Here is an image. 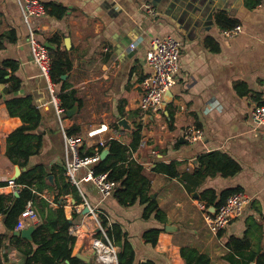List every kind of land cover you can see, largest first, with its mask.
I'll use <instances>...</instances> for the list:
<instances>
[{
    "label": "crops",
    "instance_id": "1",
    "mask_svg": "<svg viewBox=\"0 0 264 264\" xmlns=\"http://www.w3.org/2000/svg\"><path fill=\"white\" fill-rule=\"evenodd\" d=\"M38 1L46 12L39 38L50 45L48 51L57 48L52 40L60 39V49L73 61L66 80L82 105L65 110L62 119L58 117L47 80L32 61L24 0H0V35L13 33L15 39L4 41L0 66L6 59L19 62L17 76L22 87L16 96L32 97L42 113L36 131L42 137L40 153L25 168L15 165L7 154L8 137L24 123L10 115L6 104L9 86L0 83V182L9 183L0 187V195L15 196L17 188L10 182L18 168L21 174L16 181L24 172L42 166L48 174L46 188L35 193L54 210L64 207L72 222L70 234L74 231L71 235L76 238L73 256L88 264H99L93 249L94 238L100 236L98 215L102 223L105 216L110 225L116 223L128 234L138 264H186L183 248L197 250L211 264H258L264 254V126L256 127L252 111L264 103V2ZM147 5L156 10L155 15ZM222 13L237 22L242 33L227 37L225 31L230 29H223L216 20ZM165 36L182 42L180 71L162 107L143 115L145 81L153 74L147 56L152 39ZM59 90L57 85V94ZM102 125L109 129L90 135ZM138 129L140 144L129 156L150 179V195L166 214V224L153 217L144 219V207L139 203L124 207L114 195L104 197L94 183L82 180L87 172L84 168L76 175L79 185L72 184L65 172L67 161L73 158L66 136L81 137L84 154L97 153L102 146L109 150L106 145L112 140L130 146ZM189 129L199 130L200 137L189 139ZM213 153L219 155L210 156ZM225 157L239 165L238 173H223V168L231 169L225 167ZM160 164H174L171 169L177 176L158 171ZM65 183L77 188V197L71 192L57 201ZM232 189L246 192L251 203L241 218L214 234L201 207L216 208L211 201L218 203L221 194ZM85 202L96 215L75 211ZM38 222L39 218L33 225ZM167 226L173 228L167 230ZM153 228L163 229L155 246L143 240L144 233ZM11 236L5 216L0 215V260L2 264H23L25 257ZM233 239L247 246H229Z\"/></svg>",
    "mask_w": 264,
    "mask_h": 264
},
{
    "label": "trees",
    "instance_id": "2",
    "mask_svg": "<svg viewBox=\"0 0 264 264\" xmlns=\"http://www.w3.org/2000/svg\"><path fill=\"white\" fill-rule=\"evenodd\" d=\"M217 24L223 29H232L236 27L237 22L231 20L226 14L222 13L216 18ZM13 33L0 35V51L5 48L4 41L15 40ZM57 46L54 50H49L52 60L51 77L53 82L60 86L59 98L65 110H70L76 105L81 106L82 101L77 96V91L71 89L68 81L62 79L68 75L73 67V61L68 52L60 49V39L52 40ZM216 50V49H214ZM20 68L19 62L6 59L0 66V83L9 86L6 99V104L9 113L12 117H20L24 125L15 130L8 137V157L15 164L22 168L28 165L29 159L40 153L42 147V137L36 133L41 121L42 113L36 107L32 97H17L22 87V81L17 76ZM1 99V98H0ZM68 132L69 135H73ZM141 140L140 129H138L130 146L123 144L117 140L110 141L106 147L110 151V155L104 161L95 167L97 174H108L109 179L114 181L116 189L114 196L120 205L124 207H132L139 203L144 207L143 218L156 219L161 224L167 223L166 214L160 209L156 200L150 195V179L144 174V168L130 159L129 153L135 151ZM104 147L99 148V153L102 154ZM95 150L89 151L82 155L93 156ZM218 153H213L210 156L217 157ZM225 167L230 170L222 169L226 175H234L240 171L239 165L232 159L226 158ZM203 162V158L201 159ZM205 162V161H204ZM174 164H160L157 167L158 171L169 174L171 177H176L177 172L172 171ZM47 173L41 166L34 167L24 172L21 177L15 182L20 186L19 197L12 196L7 198L0 195V215L5 216V225L10 233L11 238L18 243L20 252L24 255L23 264H88L80 257L73 256V249L76 243V238L70 234L72 222L67 218L64 207H59L54 210L50 203L45 199H40L37 192H41L46 188ZM9 183L0 182V187H6ZM77 188L69 183H65L60 189L56 200L62 196L74 192L77 197ZM241 189L226 190L221 194V200L211 203L216 208L224 204L227 199ZM36 192V193H35ZM32 201L39 222L35 224L36 230L33 234V242H24L21 237L14 235L19 218L24 212L26 205ZM103 227L107 231L108 236L113 240L115 245L119 247L118 260L119 264H138L136 262V252L122 227L118 224L110 225L107 218L102 216ZM163 231L162 228H153L146 231L143 235V240L147 244L155 246L158 242V237ZM1 241V240H0ZM229 246H234L241 249L247 245L241 240L233 239L228 243ZM182 257L186 264H211L210 259L199 254L195 249L183 248ZM0 264L2 261L0 260ZM139 264H155L152 261H146ZM258 264H264V254L258 259Z\"/></svg>",
    "mask_w": 264,
    "mask_h": 264
},
{
    "label": "built area",
    "instance_id": "3",
    "mask_svg": "<svg viewBox=\"0 0 264 264\" xmlns=\"http://www.w3.org/2000/svg\"><path fill=\"white\" fill-rule=\"evenodd\" d=\"M264 2V0H262ZM146 8L150 14L155 15L156 10L150 5ZM22 12L26 22L29 25L30 45L32 50V61L40 68L42 74L47 80V88L51 95L52 104L55 107L57 115L63 118L65 109L62 106L61 99L57 94V85L51 77L52 60L47 46L40 40L39 35L42 31L41 19L46 14L44 6L38 0H24L22 3ZM242 33V27L236 26L225 31V35L233 38ZM135 45H131L134 48ZM182 51V42L174 36H165L152 39V48L148 53L147 59L153 68V74L145 81V92L141 100V109L143 115L149 112H156L165 102L166 94L174 87L176 78L180 71V56ZM252 120L256 127L264 126V103L258 105L252 111ZM109 129L107 125L90 132L91 136L98 135ZM201 132L199 130L189 129L187 137L189 139L199 138ZM66 141L70 147L73 158L67 161L65 172L67 178L72 184L79 185L77 173L84 168L87 172L82 180L94 183L101 191L104 197L114 194L116 184L109 179L108 174H97L95 167L101 162V154L97 152L93 156L82 155V138L77 136H66ZM103 143L102 145H104ZM11 186H15L19 193L20 186L14 181L10 182ZM251 197L244 191L232 194L227 201L216 209V213L201 207L205 213V221L209 230L214 234L224 231L236 219L241 218L246 208L251 203ZM88 208L89 212L85 215H96L95 211L87 204V202L77 205L75 211L84 213V209ZM38 218L35 206L32 201L26 205L24 212L19 218L17 229L28 228ZM98 232L100 236L94 238L93 249L96 252L97 262L99 264H119L118 247L108 236L107 231L103 227L102 221L98 215ZM74 231H71L73 234Z\"/></svg>",
    "mask_w": 264,
    "mask_h": 264
},
{
    "label": "water",
    "instance_id": "4",
    "mask_svg": "<svg viewBox=\"0 0 264 264\" xmlns=\"http://www.w3.org/2000/svg\"><path fill=\"white\" fill-rule=\"evenodd\" d=\"M69 44H70V39H67V40H66V46L68 47ZM46 46H47L48 48L50 47L49 44H47ZM62 79H63V80H66V79H67V76H63ZM169 92H170V91H169ZM169 92H168V93H169ZM168 93L166 94V97H167ZM71 113H72V112H70V114H71ZM123 123L125 124L126 122H123ZM125 125H126V124H125ZM126 126H127V125H126ZM109 152H110L109 150H104V151L102 152V154H101V160H102V161H104V160L108 157ZM20 174H21V170L18 168V169H17V172H16V176H15V178H14L12 181L15 182L16 179L20 176ZM15 196H16V197H19V193L16 192V193H15ZM210 211H211L212 213H216V208L213 207V208H211ZM88 212H89V209L86 208V209L84 210V214H87ZM172 228H173L172 226H167V227H166L167 230H170V229H172ZM35 230H36V226H35V225H32V226H29L28 228L21 229V230H17L14 234H15L16 236H18V237H21V238L27 240V241L33 242V234H34Z\"/></svg>",
    "mask_w": 264,
    "mask_h": 264
},
{
    "label": "rangeland",
    "instance_id": "5",
    "mask_svg": "<svg viewBox=\"0 0 264 264\" xmlns=\"http://www.w3.org/2000/svg\"><path fill=\"white\" fill-rule=\"evenodd\" d=\"M90 184H91V185H93L92 183H90ZM90 184H89V185H90ZM94 186H95V185H94ZM96 189H97V188H96ZM96 191L99 193V191H98V190H96Z\"/></svg>",
    "mask_w": 264,
    "mask_h": 264
}]
</instances>
